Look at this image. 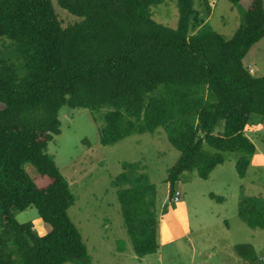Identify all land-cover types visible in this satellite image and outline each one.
I'll use <instances>...</instances> for the list:
<instances>
[{"label": "trees", "instance_id": "16d2710c", "mask_svg": "<svg viewBox=\"0 0 264 264\" xmlns=\"http://www.w3.org/2000/svg\"><path fill=\"white\" fill-rule=\"evenodd\" d=\"M161 1L56 0L83 18L62 26L51 0H0V264L90 262L67 215L74 196L45 152L62 106L89 109L103 145L161 127L179 151L166 169L170 196L183 172L206 179L228 153L245 175L255 150L245 129L250 114L264 118V75L242 58L264 36V0L246 7L229 0L240 13L230 37L204 22L207 0L204 16L193 0H176L175 27L151 18L150 6ZM121 167L112 185L123 227L135 254L153 253L160 244L156 186L140 162ZM29 206L45 234L16 220L14 210ZM237 210L247 226L264 230L262 196H241ZM236 252L243 264H264L249 245Z\"/></svg>", "mask_w": 264, "mask_h": 264}, {"label": "rangeland", "instance_id": "374dc122", "mask_svg": "<svg viewBox=\"0 0 264 264\" xmlns=\"http://www.w3.org/2000/svg\"><path fill=\"white\" fill-rule=\"evenodd\" d=\"M176 0H163L150 6L151 18L169 27H175L178 14ZM246 7L251 0H240ZM52 6L62 26L79 22L82 17L61 8L56 0ZM241 4V3H240ZM193 8L205 15L202 0H193ZM205 17V16H204ZM240 22L239 11L229 0H217L206 23L217 33L230 37ZM195 28L189 29V34ZM252 63L254 75H264V37L252 44L242 58V64ZM1 108V105H0ZM60 127L48 141L45 152L52 156L66 178L74 196L67 215L80 232L90 257L88 264H243L236 247L251 246L259 257H264V230L247 226L239 217L237 204L243 195L264 198V118L252 113L245 135L255 146L245 175L239 177L234 167L235 153L215 166L208 178L195 172H183L173 189L181 191L179 201L184 205L188 233L160 246L157 251L137 255L132 250L125 232L119 202L112 185L120 173L122 162H140L149 180L156 186L157 209L170 196L165 182L166 169L179 157V151L166 139L159 127L154 132L132 134L113 144L99 141L98 123L87 108L62 106L59 110ZM30 173V164L25 165ZM222 197L218 202L208 196ZM167 207V206H166ZM18 222H31L33 230L43 235L48 227L33 206L17 211ZM160 236V232H159ZM160 243V239H159ZM62 264H83L66 261Z\"/></svg>", "mask_w": 264, "mask_h": 264}, {"label": "crops", "instance_id": "0c3cea01", "mask_svg": "<svg viewBox=\"0 0 264 264\" xmlns=\"http://www.w3.org/2000/svg\"><path fill=\"white\" fill-rule=\"evenodd\" d=\"M240 1V0H239ZM209 5V11L204 18V22L208 19L210 12L215 7L217 0H207ZM241 5H245L244 2L240 1ZM264 37V36H263ZM251 62H247L246 67L249 68L250 72H253ZM249 124H247L246 128ZM246 130V129H245ZM179 201V200H178ZM184 205L177 202L174 206L170 202H168L167 207H162L161 215H160V224H159V232H160V246H164L168 243H171L184 235H186L189 231L187 217L184 215ZM16 214V210H14Z\"/></svg>", "mask_w": 264, "mask_h": 264}, {"label": "built area", "instance_id": "2783aa9c", "mask_svg": "<svg viewBox=\"0 0 264 264\" xmlns=\"http://www.w3.org/2000/svg\"><path fill=\"white\" fill-rule=\"evenodd\" d=\"M180 195H181V191L179 190L178 187H175V188L173 189V191H172V194H171L170 198H169V199H170V200H169L170 203L178 201Z\"/></svg>", "mask_w": 264, "mask_h": 264}]
</instances>
